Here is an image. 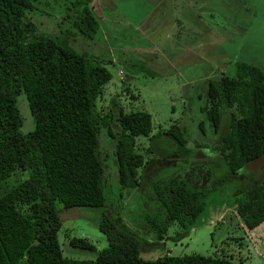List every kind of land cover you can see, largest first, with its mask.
I'll use <instances>...</instances> for the list:
<instances>
[{"label":"trees","instance_id":"16d2710c","mask_svg":"<svg viewBox=\"0 0 264 264\" xmlns=\"http://www.w3.org/2000/svg\"><path fill=\"white\" fill-rule=\"evenodd\" d=\"M40 1L0 0V264H236L229 255L172 256L167 251L152 260L142 257L146 240L132 225L137 218L132 221V214L123 222L107 204L110 187L105 185L100 134L105 131L114 142L119 202L124 199V192L140 191L149 164H159V150L154 142L160 135L165 137V153L171 154L172 160L191 158L186 132L174 123L167 131L154 134L150 145L141 151L136 139L152 134L151 115L144 111L125 113L112 102L113 109L101 112L96 101L112 78L103 62L113 61L99 56L94 47L85 50L71 46L80 43L78 37L93 44L99 32V22L90 8L94 0L64 1L69 5L64 8V18L72 20L76 30L64 35L60 30L58 35L55 31L51 35L38 33L30 15ZM208 1L204 0L207 6ZM144 3L146 14L154 11L157 18L164 19L168 29L173 24L184 29L191 21L194 30L187 29L185 34L195 44L204 32L235 40L227 36V28L218 24L207 28L201 21H195L191 14L193 3H185L186 7L181 9L170 6L173 0H144ZM112 5L117 8V4ZM241 9L245 12L238 17L234 28L239 26L251 32L254 27L251 24L258 18L255 19L253 9ZM199 11H196L198 15ZM251 35L255 36L256 31ZM175 37L177 41L178 36ZM224 39L217 38L216 42L219 45ZM195 49L199 48L195 46ZM186 54L183 51L171 57V63L178 67ZM206 56L209 58L208 52ZM201 66V76L208 78L205 97L198 100L202 103L199 111L203 113L198 128L204 134L208 130H204L206 124L212 128L209 131L212 137L217 136L220 157L228 167L227 174L213 172L217 177L212 189L215 191L225 189L230 175L264 156V70L257 63L244 61L235 62L233 75H226L220 69L215 71L205 61ZM136 67L152 75L145 66L136 64ZM20 96L25 101L20 106L23 104L28 109L31 118L27 132L22 130ZM130 98L136 97L130 95ZM146 157L150 158L146 160ZM163 157L166 158L164 154ZM189 169L183 177L178 174L166 181L158 179L150 183L149 198L153 195L158 203L151 215H140L137 224L146 217V228L149 234L153 233L156 246L164 241L168 227L175 226L176 234L189 231L205 211L209 192L206 187L205 191L192 187L193 168ZM242 172L237 178L244 182L237 180L245 185L249 179L243 178ZM211 173V167L207 168L200 180L207 181ZM242 189L244 196L233 214L246 232H252L264 221V180L253 181ZM70 209L100 212L97 226L106 240L102 249L98 250L86 238L66 234L68 230L63 228L60 212ZM106 209L112 214H107ZM62 233L65 240L59 243ZM62 246L95 253L96 257L70 259L63 256Z\"/></svg>","mask_w":264,"mask_h":264},{"label":"rangeland","instance_id":"374dc122","mask_svg":"<svg viewBox=\"0 0 264 264\" xmlns=\"http://www.w3.org/2000/svg\"><path fill=\"white\" fill-rule=\"evenodd\" d=\"M64 1L71 2L70 0H41L35 4L36 10L30 16L34 17L33 22L37 26L38 33L51 35L55 31V35H58L57 30H60L64 35L70 31L76 32L72 20L64 18V8L69 6ZM240 2L245 5L242 7ZM185 3L195 4L192 9L194 13H191L194 14L195 21H201L207 28L213 24L227 28V36L238 42L224 39V36L219 34L217 38L224 39L220 46L219 41L216 42V36L208 33L207 39L197 37L195 44V40L185 34L187 29L190 32L194 30L191 21L188 26L182 24L185 26L184 29L176 24L168 29L164 19L157 18L158 15L154 11L149 15L146 14L144 0H94L90 8L99 22L100 30L92 41L93 44L90 43V46L87 39H80L78 35L80 43L75 42L71 45L85 50L87 47L89 49L94 47L93 49L98 50L99 56L113 61L112 63H106L108 60L103 62L112 78L103 87L101 96L96 101V106L101 112H109L112 102V104L116 103L118 108H122L125 113L144 111L151 115L152 134L147 138L136 139V144L141 151L150 145L152 140L150 138L154 134L167 131L175 123L185 130L187 149L191 152V158L184 167L173 165L169 162L172 155L165 153L167 151L165 137L160 135L154 142H157L159 150L157 161L159 164L148 165L143 174L144 183L140 191L133 193L126 191L124 199L118 202L120 188L117 185V166L113 157L114 142L105 131L101 132L99 151L105 158L104 175L107 182L105 185L110 187L107 190V204L112 206L113 211L123 222H127L132 214H134L132 221L137 218L136 223L132 222V225L137 227L139 236L146 240L141 255L147 260H152L156 255L169 251L172 256L229 255L236 264H264V221L252 232H246V229L239 225L238 216L233 214L238 202L244 196L245 191L242 188L249 187L251 182L243 185L238 181L244 182L241 178H228L225 189L217 188L212 191L216 186V180L213 173L215 168L211 164L222 158L214 156L220 154V145H218L217 136L212 137L209 129L207 130V124L204 127V130H207L205 134L201 133L197 124L203 119V113L199 111L202 103L198 100L205 97L207 88L205 80L208 78L206 75L201 76L200 72L204 66H201L202 61L209 64L211 69L215 71L220 69L226 75H233L236 61H247L251 64L257 62L259 66H264V2L263 0H209L207 6L204 0H173V6L177 8H185ZM112 4H117V8L114 9ZM241 7L245 10L253 9L255 19L260 17L258 21H254L255 24H251L254 25L251 32L243 31L239 26L237 29L234 28L238 17L245 12ZM132 8L134 11H131ZM198 10H200V16L196 13ZM210 10H214V14ZM177 18L181 19V16ZM243 26L246 25L243 24ZM255 31L256 35H251ZM175 36H178L177 41ZM195 46L199 49L196 50ZM183 51L187 53L184 62H178L176 67L171 63V57ZM207 52L209 58L212 57L211 59L214 60L207 58ZM222 56L224 58H220ZM136 64L145 66L152 75L139 71ZM130 95L136 98L131 99ZM22 102L25 101L20 96L18 105L24 120L22 130L27 132L31 118L28 109L23 108V104L20 106ZM113 112L115 113L116 110ZM226 130L224 133L227 132ZM190 167L193 168L192 176L195 180L191 181L192 187L200 191H205L203 188L206 187L209 192L210 198L206 200L205 211L189 231L178 232L180 235L175 233L177 231L175 226L168 227L164 241L156 246L153 233L149 234V229L146 228L144 220L146 217L137 224L138 217L142 214L151 215L158 203L153 195H151L153 199L149 198L150 183L158 179L166 181L178 174L183 177ZM209 167L212 169L211 176L206 179L207 181L200 180ZM249 169L243 178L257 177V172L264 169V157L255 160L250 164ZM105 212L112 214V211L108 209ZM115 213L113 216H116ZM99 214L100 212L94 209H70L61 210L60 217L63 228L68 230L67 235L86 238L100 250L106 245V240L104 234L98 230ZM59 236V243H61L65 240V234L62 233ZM61 249L63 256L70 259L85 260L96 257L95 253L66 246H62Z\"/></svg>","mask_w":264,"mask_h":264},{"label":"crops","instance_id":"0c3cea01","mask_svg":"<svg viewBox=\"0 0 264 264\" xmlns=\"http://www.w3.org/2000/svg\"><path fill=\"white\" fill-rule=\"evenodd\" d=\"M187 1V0H186ZM240 4H244V3H241L240 2ZM245 5V4H244ZM244 5H241L242 7L244 6ZM171 7L173 6V5H170ZM174 7V6H173ZM182 8H184V7H182ZM181 9V8H180ZM245 9V8H244ZM169 10H171L172 11V8H170L169 7ZM212 14H214V12L212 13ZM202 31H200L199 33H201ZM227 35V34H226ZM201 38H205V39H207V37H206V33L204 32L203 34H201ZM235 40H232V42H234ZM220 58H224V56H222V57H220ZM244 62H247V61H244ZM248 63V62H247ZM255 64L254 65H256V63L257 62H254ZM220 64V63H219ZM258 64V63H257ZM258 66H259V64H258ZM260 68H262L263 70H264V66H259ZM235 71V70H234ZM234 74V73H233ZM208 129H212V128H209L208 127ZM212 131V130H211ZM214 137H216V136H214ZM214 156H216L217 158L218 157H220V154H216V155H214ZM264 156H262V158H263ZM221 158V157H220ZM216 161V160H215ZM215 163V164H214ZM254 163V162H253ZM252 164V163H251ZM211 166L213 167V168H215V170L214 171H216L217 172V174H222V173H224V174H227V169H228V167H227V165H226V163L225 162H223V159L221 158V159H217V162H213L212 164H211ZM250 168V164L249 165H247V166H245L244 167V173L242 172V174L243 175H245V173L248 171V170H250L249 169ZM243 170H241V171H243ZM241 171H238L237 173H235L234 175H232V176H230L231 178H237V177H239V176H242L241 174H240V172ZM215 174V173H214ZM238 174H240V175H238ZM262 174V175H261ZM260 175H261V177H260ZM216 178L217 177H215L214 176V180H216ZM264 180V169L261 171V172H257V177H253V178H251V179H249V182H257V183H259V182H262Z\"/></svg>","mask_w":264,"mask_h":264},{"label":"flooded vegetation","instance_id":"af4514ba","mask_svg":"<svg viewBox=\"0 0 264 264\" xmlns=\"http://www.w3.org/2000/svg\"><path fill=\"white\" fill-rule=\"evenodd\" d=\"M171 160V161H170ZM169 160V162L170 163H172L173 165H175V166H177V165H179V166H181V167H184L185 165H186V163L189 161V159L188 160H186V159H180V160H178L179 162H177V161H174V160H172V159H170ZM262 175V174H261ZM261 175H260V177H261Z\"/></svg>","mask_w":264,"mask_h":264},{"label":"clouds","instance_id":"9594fccd","mask_svg":"<svg viewBox=\"0 0 264 264\" xmlns=\"http://www.w3.org/2000/svg\"><path fill=\"white\" fill-rule=\"evenodd\" d=\"M253 163V162H252ZM235 174V173H234ZM233 175V174H232ZM232 175H230V176H232Z\"/></svg>","mask_w":264,"mask_h":264}]
</instances>
